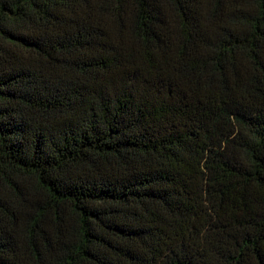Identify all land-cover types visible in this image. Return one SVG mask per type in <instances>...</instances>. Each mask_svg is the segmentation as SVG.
Here are the masks:
<instances>
[{
    "label": "trees",
    "instance_id": "obj_1",
    "mask_svg": "<svg viewBox=\"0 0 264 264\" xmlns=\"http://www.w3.org/2000/svg\"><path fill=\"white\" fill-rule=\"evenodd\" d=\"M0 264H264V0H0Z\"/></svg>",
    "mask_w": 264,
    "mask_h": 264
}]
</instances>
